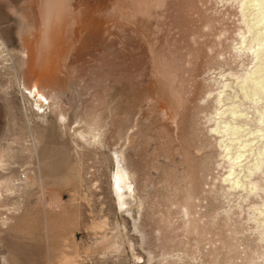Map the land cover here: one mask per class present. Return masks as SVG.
I'll list each match as a JSON object with an SVG mask.
<instances>
[{
    "label": "rangeland",
    "instance_id": "obj_1",
    "mask_svg": "<svg viewBox=\"0 0 264 264\" xmlns=\"http://www.w3.org/2000/svg\"><path fill=\"white\" fill-rule=\"evenodd\" d=\"M238 7V0H169L154 16L152 72L171 82L178 107L173 121L158 120L152 108L149 125L126 149L136 184L123 207L114 185V152L123 141L107 134V146L78 141L74 149L56 115L47 109L48 122L41 120L38 96L31 106L11 61L0 55V264H264V164L251 171L252 153L264 145L236 165L230 177L245 183L235 187L209 120L221 84L232 97L242 95L236 76L256 64L255 30L247 31ZM18 25L0 2V31L13 54ZM190 32L197 41L188 60ZM232 145L238 153V141ZM245 165L252 167L247 173Z\"/></svg>",
    "mask_w": 264,
    "mask_h": 264
},
{
    "label": "bare ground",
    "instance_id": "obj_2",
    "mask_svg": "<svg viewBox=\"0 0 264 264\" xmlns=\"http://www.w3.org/2000/svg\"><path fill=\"white\" fill-rule=\"evenodd\" d=\"M168 1L0 0L19 23L17 52L13 54L9 41L0 31V55L11 61V67L17 72L19 89L31 106L35 100L31 101L30 97L38 96L34 105L38 103L41 120L48 122L47 109L56 115L59 124L70 133L74 149L78 141L95 149L107 146V134H111L114 143L123 141L114 152V185L122 207L128 203L127 194L132 197L136 184L135 172L134 176L127 172L129 153L126 149L131 148L143 124L149 125L152 108L157 109L158 120L167 118L173 121L175 113L172 107L175 111L178 107L171 82L152 72L155 65L151 64L150 55L154 16L161 14ZM238 1L245 21L249 19L247 31L255 30L253 39L248 40L255 42L253 44L257 48L253 45L250 48L257 61L253 63L254 68L249 72L246 70V76L235 75L236 80L240 79L243 83L240 85L242 95L230 96L224 90L228 83L221 84L220 89L223 86L224 89L217 93L215 115L211 114L209 120L216 123L211 131L219 134L220 145L231 161L228 178L233 179L235 187L242 188L245 183L243 178L230 176H233L237 166L243 165L242 158L248 150L252 151L260 143L264 145V60L260 56L261 49L264 50V0ZM210 23L207 22L206 26ZM241 35L243 43L248 41L245 32ZM196 41L195 32H190L188 46L191 50L186 53L188 60ZM243 97L250 100L252 110L243 107ZM42 101L46 102V106H41ZM255 121L258 125L253 126ZM125 126L128 130L121 132L120 128ZM135 128L138 132L133 130ZM233 140L240 145L239 152L235 154L231 152L235 150L230 148L234 146ZM247 153L250 155V152ZM252 154L256 155V162L253 169L245 165L246 173L249 168L255 173L264 164L263 146ZM250 184L247 183L246 190ZM261 206L264 208V204Z\"/></svg>",
    "mask_w": 264,
    "mask_h": 264
}]
</instances>
